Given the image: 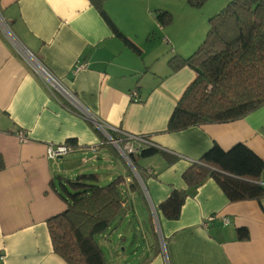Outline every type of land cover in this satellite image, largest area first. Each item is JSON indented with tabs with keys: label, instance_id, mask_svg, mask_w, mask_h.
<instances>
[{
	"label": "crops",
	"instance_id": "obj_1",
	"mask_svg": "<svg viewBox=\"0 0 264 264\" xmlns=\"http://www.w3.org/2000/svg\"><path fill=\"white\" fill-rule=\"evenodd\" d=\"M152 1L102 3L137 52L114 33L90 0H0L1 264H67L52 249L47 220L66 208L59 195L64 180L86 172L85 167H96L98 160L110 167L106 181L99 175L101 184L132 172L108 140L109 132L118 136L119 131L148 135L176 158L168 162L155 154L137 160L144 200L128 190L122 219H114L97 236L106 264H264V198L231 202L212 178L189 189L182 179L185 169L213 144L228 150L242 143L264 159V105L233 121L166 132L176 102L196 76L189 66L172 71L169 59L190 55L202 36L196 37L187 23L188 7L175 34L168 27L172 21L162 26L154 19ZM20 47L72 93L74 102L50 88L19 54ZM77 63L85 66L75 71ZM133 90L138 101L131 99ZM69 139L78 147L75 151L56 159L46 156L48 143ZM259 181L264 185V170ZM172 189L187 190V196L179 217L170 220L156 207ZM127 221L126 230H133L140 248L134 259L124 252ZM240 227L247 229V238L237 237Z\"/></svg>",
	"mask_w": 264,
	"mask_h": 264
},
{
	"label": "trees",
	"instance_id": "obj_2",
	"mask_svg": "<svg viewBox=\"0 0 264 264\" xmlns=\"http://www.w3.org/2000/svg\"><path fill=\"white\" fill-rule=\"evenodd\" d=\"M202 1L188 0V3L199 6ZM90 2L114 33L138 52L136 45L110 21L103 10V0ZM155 19L166 26L171 23L172 16L166 10L157 9ZM208 24L203 41L190 55H175L169 59L172 71L189 66L196 76L176 102L167 121L166 132L233 121L264 105V0H230L209 17ZM109 134L117 136L114 132ZM144 136L151 141L148 135ZM68 142L74 143L72 139ZM155 154H162L168 162L176 158L153 142L127 154L141 179L143 174L137 160ZM3 168L0 156V170ZM262 170L264 159L246 145L237 143L223 150L213 144L198 161L185 169L182 179L189 189L196 188L206 178H212L231 202L260 201L264 198V185L259 181ZM130 189L144 200L142 189L130 171L103 184L99 174L93 171L66 178L59 193L66 208L47 220L53 251L67 264H106L97 236L106 232L114 219L122 214L129 201ZM186 196L187 190L172 189L156 211L166 219H177ZM150 228L154 230L152 216ZM236 231L238 238L248 237L246 228L240 227ZM152 234L156 235L154 231ZM155 246L158 249V242ZM147 259L145 257L141 262Z\"/></svg>",
	"mask_w": 264,
	"mask_h": 264
},
{
	"label": "rangeland",
	"instance_id": "obj_3",
	"mask_svg": "<svg viewBox=\"0 0 264 264\" xmlns=\"http://www.w3.org/2000/svg\"><path fill=\"white\" fill-rule=\"evenodd\" d=\"M230 0H203L202 3L199 6H193L188 3V0H153L151 2V8L153 12V17L155 19V10L162 9L168 11L172 16V23L168 25V27H171V31L173 33H177L179 29V21L184 17V12L182 11L183 8L188 7V9L191 11V13L187 16V23L190 24V27L192 28L193 32L195 33L196 37L202 36V38H199V40L203 41L206 32L208 30L209 24L208 19L215 13L219 12ZM184 13V14H183ZM128 21V20H127ZM131 27H133L131 24H129ZM186 25V23H185ZM193 26V27H192ZM191 30V31H192ZM201 34V35H200ZM195 37V38H196ZM165 48V47H164ZM169 49V46L166 47V50ZM120 151V150H119ZM121 152V151H120ZM124 156V155H123ZM125 158V156H124ZM126 162L129 164V161L127 158H125ZM96 167H85L83 171L90 172L93 170V168L96 169L97 173L100 175L102 180H105L104 176L109 170V166L101 160H98L95 162ZM130 165V164H129ZM132 168V172L134 173L135 177L138 178V174L135 168H133L132 165H130ZM106 181V180H105ZM123 212L118 216L117 219H115V222H119L122 219ZM115 222L113 225H115ZM128 224V221L124 224V231L122 233L125 234L126 240L123 243V246L127 247L128 249L125 250L126 256L132 257L134 259L133 254L139 251L140 248L137 247L139 245H136L134 243V233L133 230H130L129 232L126 230V225ZM161 238V237H160ZM161 249L164 248V242L162 239H160ZM118 239L115 238V243H118ZM105 253V252H104ZM108 257V256H107Z\"/></svg>",
	"mask_w": 264,
	"mask_h": 264
},
{
	"label": "built area",
	"instance_id": "obj_4",
	"mask_svg": "<svg viewBox=\"0 0 264 264\" xmlns=\"http://www.w3.org/2000/svg\"><path fill=\"white\" fill-rule=\"evenodd\" d=\"M1 22L3 23L2 20ZM2 26L6 28L5 25L2 24ZM18 50H19V54L30 64V66L45 79L46 83H48L50 88L63 91L64 94L67 96V98L74 102L75 99L72 93H69L68 91L64 90L61 87L58 80L46 69L44 65H42L40 62L35 60L34 55L28 49L20 47V49ZM84 66H85L84 63H77L75 71H78V69L83 68ZM130 96L133 101L139 100L138 93L135 90L130 92ZM16 134L20 140L24 141L26 139L25 134L21 130H18ZM118 134L120 135L116 137H111L109 135L110 138L108 136V140L121 151V153L125 156V158H127V160H128L127 157L128 153H133L139 150V148H141L145 144H152V142L149 141V139H147L144 135L141 134H131L125 131H119ZM122 140H125V142L123 143ZM120 143H123V145L120 146ZM77 148L78 147L71 142L55 143V144L48 143L46 145V156L50 159H56L58 157H62L66 154L75 151ZM86 148L91 151H96L97 149L96 146H87ZM211 219L212 217L208 218V220ZM223 223H227V218H223ZM2 260H3V254L0 253V264L2 263Z\"/></svg>",
	"mask_w": 264,
	"mask_h": 264
},
{
	"label": "water",
	"instance_id": "obj_5",
	"mask_svg": "<svg viewBox=\"0 0 264 264\" xmlns=\"http://www.w3.org/2000/svg\"><path fill=\"white\" fill-rule=\"evenodd\" d=\"M108 136H109V135H108ZM109 138H110V136H109ZM133 168H134V167H133ZM138 179H139V181H141L140 178H139V176H138Z\"/></svg>",
	"mask_w": 264,
	"mask_h": 264
}]
</instances>
